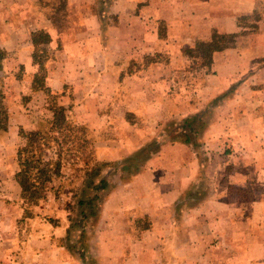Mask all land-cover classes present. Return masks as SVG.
<instances>
[{"label":"crops","instance_id":"obj_1","mask_svg":"<svg viewBox=\"0 0 264 264\" xmlns=\"http://www.w3.org/2000/svg\"><path fill=\"white\" fill-rule=\"evenodd\" d=\"M19 1L0 0V49L12 55L11 59L13 57L20 59L22 55L26 59L27 57L33 58L32 34L42 31L37 29L43 27L46 19L39 16L34 19L33 14L38 12L39 8L41 9V6L36 5V1L32 0L25 6H21ZM152 1L148 0L142 5L138 3L131 5V2L129 4L126 0H113L106 12H102L101 9L93 12L90 16L92 22L89 24L97 30L109 29L111 27L109 25L112 24V21L110 23L103 21L101 15H110L114 19L116 16L117 21L120 20L116 28L112 26L110 29L121 31L122 38L119 39L120 41L109 40L106 43L105 46L109 49L105 51L106 58L103 66L97 63V52L90 47L85 54L80 56L78 67H74V63L73 66H68L71 62L67 64L64 60L67 46H69L68 40L61 37L62 46L55 51L56 65H48V74L44 81L46 92L49 90L54 92V87L63 88L65 83L73 86L71 78L79 74L92 81L88 90L100 77L112 78L115 85L114 83L113 85L108 84V91L113 88L114 92L117 89L119 78L130 76L128 70L116 72L115 66L118 60L127 64L133 58L134 61L139 62L149 54L161 52L163 45L158 34L157 16L149 18L151 13L158 15L160 11L155 3L152 4ZM173 5L176 6L170 9V14L174 16L170 17L173 21L169 34L171 31L174 32L173 37L176 38L174 41L182 48L192 47L196 41H208L214 29L223 33L237 34L233 46L212 55L210 72L204 76V84L198 90L199 94L204 95V100L197 101L200 105H192V102L188 100L191 97H186L183 100L186 110L191 109L190 113L198 109L202 112L214 111L218 114L222 111L224 113L225 104L235 101L237 93L251 94L252 98L246 101H236V104L232 103L235 111L229 110L227 118H231L230 121H225L224 116L222 120L216 117L212 123L206 124L212 130L214 126L217 127L219 131L218 134L215 133L217 144H214L217 148H205L209 141L204 140L205 142L202 141L199 149H191L188 145L191 142L186 141L185 137L186 144L178 142L185 148V152L184 150H170L168 151L170 153L166 154L167 151L160 147L159 150L151 152L138 170L126 175L118 183H111V190L103 204L106 218H104L105 230L96 231L99 237L103 236L106 239V244L105 247H95L99 258L92 262L89 259L84 261L80 256L75 257L70 250L55 241L49 243L47 231L41 230L43 226V222L40 221L41 217L37 216L36 221L26 218V228L30 220L35 228L40 229L37 232L22 231L23 234L19 236L11 226L13 221L22 217L23 212V208H20L18 204L21 199L20 186L15 180V173L18 170L17 149L25 142L22 131L35 130L42 120L34 117L32 102L8 103L6 105L8 112L6 129L0 131V264H241L242 262L244 264H264L262 261L252 262L250 260L252 247L236 249L230 242L227 248L219 247L222 239L239 236L238 232L241 229L247 238H255L258 233L255 222L264 221V192L258 198L242 197L246 191L247 195H251V192L255 190L254 180L260 182L262 191H264V147L260 145L263 142L260 140H264V136L250 128V121L247 120L251 116H248L250 112L239 114L241 109L237 108L239 105H241L240 108H245L250 103L256 108L263 103L262 109H264V86H261V90L256 86H246V88L242 86L247 83L246 80L250 81V77L255 78L257 86L264 84V17L257 21L254 19V16L264 12V0H173ZM177 11H180L181 15L176 14ZM208 14L211 15L207 17ZM243 19H246V22H241ZM130 20H132L131 25L128 23ZM76 40L77 42L82 41L79 38ZM113 45L118 47L110 49ZM124 57L129 58L125 60ZM155 63L159 64V62H154L146 67L142 65L134 75L124 81V84L129 80L135 82L134 91L137 93L133 94L129 91L130 89L121 87L122 92L131 93L123 97L126 102L132 95H135L133 99H137L136 95L142 96L140 99L138 97V101L131 102H136L132 108L136 109L139 115L146 117V115L149 116L150 111H153L152 118L146 117L145 122L143 121L144 124L154 126L148 130L150 135L145 136L144 141L155 138L158 131L155 126L158 122H163L153 118L156 112L171 111L177 103L174 96L182 93L180 90L172 89L171 84L164 90L161 86L163 79L166 76L170 77L172 73L170 71L161 73L159 70L164 68V65L153 67ZM7 65V75H10L13 71L11 67L9 68V60H7ZM0 68L1 82L3 78L1 74L6 72L4 61ZM53 76L62 77L60 79L62 81L59 82L60 87L51 82ZM237 77L240 78V87H233L231 91L223 87L226 79ZM10 82L12 83L9 85H13L14 81ZM40 91L42 94L45 92V90ZM91 91L94 93L93 97H87L89 101L75 100L74 102L75 105H79L78 108H83L84 104L89 106L93 110V115H89V120L96 122L98 106L102 100L96 99L99 97L96 96L97 88L93 87ZM189 91L187 89L184 92ZM15 92L14 90L13 93ZM78 92L84 94L86 91L73 87V95H77ZM2 93H5L7 98L12 97L11 91L10 94L7 91ZM229 95L230 101L226 102V97ZM213 99H217V102L214 103ZM128 107L131 108L130 105ZM181 109L180 111H184V108ZM180 111L177 110V113ZM234 113L235 116H232ZM169 115L164 119L163 116L160 117L163 120H173ZM186 116L184 113L178 119ZM245 116L248 117L243 118ZM223 121H225L224 124ZM234 121V131L228 132L222 138V125L227 126ZM124 122H126L125 119ZM205 135L207 138L206 130L203 131L202 137ZM223 139L231 141L232 150L225 151L223 149L225 145L219 148V143ZM172 143L169 144L170 148ZM253 144L254 148H252ZM239 147L242 148L238 149ZM109 153L112 155L110 151ZM114 154L120 157L119 162H122V167L119 172L122 174V170L127 169L123 166V161H128L133 154L128 152L120 155ZM232 191L235 196L231 194ZM237 192H240V196H236ZM247 208L248 213H245L244 210ZM112 215L113 217L121 216L122 229L112 230L114 226ZM140 217H146L148 221V225L141 228V232L136 231V223L139 222ZM8 224L10 228L3 229V226L7 227ZM26 228L24 226V230ZM164 239H168L169 246L166 244L158 247ZM214 242L219 246L215 247ZM160 250H163L161 256H159ZM99 252L104 256H101ZM17 254L20 259H17ZM151 256L154 262H144Z\"/></svg>","mask_w":264,"mask_h":264},{"label":"rangeland","instance_id":"obj_2","mask_svg":"<svg viewBox=\"0 0 264 264\" xmlns=\"http://www.w3.org/2000/svg\"><path fill=\"white\" fill-rule=\"evenodd\" d=\"M31 1L32 0H20L19 2L21 6H25ZM34 1H36V5L41 6V9L37 7L39 8V10H37L38 12L33 14L34 19H37L36 16L46 19L43 27L37 30H42L43 33L49 35L48 45L45 46V52H39V54L42 55L40 58L43 60V67L45 69L43 84H45L44 81L48 74V65H56L57 58L55 51L62 46L60 44L61 37L62 39L66 38L68 40L67 43L69 46H67V52H65L66 57L64 60L67 64L68 62H71L68 64L70 67L73 66V63L74 67H78L80 56L85 54L89 47L97 52V63L100 66H103L106 58L105 51L106 49H109L105 46L106 43H108L109 40L112 42L115 40L120 41V38H122L120 36L121 31L110 29L112 26L116 28L118 24L117 22L120 21H117L116 16L114 19V17L110 15H101L103 21L106 20L105 22L107 23L112 21V24L109 25L111 26L109 29L102 30L100 28L97 30L96 28H92L89 24L92 22L90 16L93 12H98L99 9H101L102 12H106L108 5H110L113 0ZM147 1L148 0H126L129 4L131 2V5H136V3L142 5L147 3ZM149 1L151 2L152 0ZM154 3L160 13L158 15L151 13L149 18L152 19L157 16L156 22L158 24V34L161 44L163 45L161 52L149 54L139 62L134 61L133 58L127 64H125L124 61L118 60V63L115 66L116 72L120 73L121 71L124 72L128 70L130 73L129 77H131L142 65L146 67L148 64L159 62V64L155 63V65L152 66L156 67L157 65L162 64L164 65V68L159 70L161 73H168L169 71L172 73L170 77H164L163 83L161 82V86L164 90H166L168 85L171 84L172 86L170 87H173L172 89L182 91L179 95L174 96L177 103H175L176 105L171 111H165L166 113L162 111L161 113L156 112L153 116V118H157L158 121L160 119L163 122L160 121L158 122V125L155 126L158 130L155 134V138L146 141H144V137L150 135V133L148 134V130L154 126L152 127V125L148 123L144 124V119H147L146 117L152 118L153 111H150L151 113L149 116L146 115V117H144L139 115V112L136 111V109L132 108V105H135L136 102H131L138 101L142 97L141 95H136L137 99H133L135 95H132V97H130L131 99L128 98L127 102L123 100V97L129 96L131 93L122 92L121 87L124 86L126 89H130L129 91L133 94L137 93L134 91V88H136L135 82L129 80L127 81L128 83L124 84V81L129 77H122V79L119 78L118 83L116 82L117 89L113 92V88L108 91L109 85H113V83L115 85V81L112 80V78L107 79L100 77L95 84L91 85V89L88 90V87L92 82L88 80V77L80 76V74L74 75L71 78L73 86L68 82L69 84L65 83L62 88L59 83L62 81L60 80L62 77L58 76V78H56L53 76L51 82L53 84L56 83L55 85H59L60 88L54 87V92L51 90L44 92V89H39L35 86L37 83L34 84V77L39 73V68L38 64L34 63L33 58L27 57L26 59V57L22 55L20 56V59H14V57L11 59L10 57H12V55H8L0 49V67H2L4 61L6 70V72L1 74L3 78H1L0 82V131L6 129L5 126L8 119L6 105L16 101L19 103L28 101L32 102L34 117L41 118V125L44 121H48L52 118V111L57 106L64 107V114L66 115V123L63 133L67 136H64L66 142H64L63 149L60 152L59 173L58 175L54 173L51 174V180L47 184V190L43 199L32 203H28L22 198L19 199L18 204H20V208H23L22 217H18L11 225L17 235H22V231L26 232L27 230H33V232H37L40 230L38 227L35 228L30 220H28L27 228L25 225L26 218L36 221V217L38 216L41 217L40 221L43 222L41 230L47 231L48 233L49 243L55 241L56 243L61 244L65 249L70 250L75 257H83L84 261H88V259L90 262L96 261L99 258V255L97 256L95 247H105L106 244V239H104L103 236L99 237L96 231L105 230L106 221L104 220L105 211L103 204L106 196L111 190V183H118L123 180L126 175H130L138 170L140 165H142L151 155V152L159 150L160 147L167 151L166 154L170 153L168 152L170 150H184L185 152V148L181 145L186 144L184 142L185 137L187 138L185 139L186 141L191 142L188 144L191 149H199L200 145H202V141L205 142L204 140L209 141L208 145H205V148H217L214 144L217 139L215 133L218 134L219 131L216 129L217 127L215 128L214 126L212 130L211 127L206 126V124L212 123L216 117H219L222 120L225 116V121H230L231 118H227V114L230 113L229 110L235 111L232 103L236 104V101H246L247 99L252 98L251 94L237 93V99H234L235 101L225 104L224 113L222 111H219L218 114L214 113V111L202 112L200 109H198L199 111L197 110L190 113L189 111L191 109L186 110L183 104V100H185L186 97H191L188 98V100L192 102V105H200L197 101L204 100V95L199 94L198 90L200 86L204 84L203 78L207 72H210L211 65H204L205 63L202 62L200 55L196 53L190 54L187 50L194 49L195 45L199 42L209 43L212 47H216V50L212 52L213 55L215 52H220L224 48L233 46L237 34L223 33L214 29L211 33V38L208 41H196L194 46L182 48L175 43L174 39L176 38L173 37L175 36L174 32L171 31V34H169L173 21H171L170 17L174 16L173 14H170V9L176 6L173 5V0H161V2L160 0L152 1V4ZM176 14L181 15L180 11H177ZM210 15L211 14H208L207 17ZM261 17H264V12H261L258 16H254V19L257 21ZM241 22H246V19H243ZM128 23L131 25L132 20ZM243 32L245 33L248 31ZM78 38L82 41L77 42L76 39ZM94 40L95 42H93ZM84 41L85 43H83ZM117 47L118 46L113 45L110 46V49H115ZM69 48L70 50H68ZM124 58L126 60L129 57ZM7 60H9V68L11 67L13 71L10 75H7ZM53 69L56 70V68ZM69 73L71 74V72ZM249 79L250 81L246 80L247 83L242 85L244 88H246V86H256L261 90V86H264L262 83L257 86V81L255 83L254 77H250ZM11 80L14 81L13 85H9V83H12L10 82ZM239 80V77L230 78L229 80L226 79L223 87L231 91L233 87H240ZM73 87L77 90H85L86 92L84 94L78 92L77 95L74 96L72 93ZM93 87L98 90L96 96L99 97L96 99L98 100L99 98V100L101 99L102 101L99 104L100 106L97 104L99 107L97 111V121L92 122L91 120L92 124H90L89 115H93V110L90 109L89 106L88 108L85 104L83 108H78L79 105H75L74 101H89L87 97H93L94 92L91 91ZM184 89L190 91L187 93L184 92ZM14 90L16 91L15 93H13ZM40 90H43L44 93L42 94ZM3 91H7L8 93L11 91L12 97L7 98L5 96L6 94L2 93ZM120 98H122L121 101H119ZM226 98V102L230 101V95ZM213 102L216 103L217 99H213ZM128 105H130L131 108L128 107ZM262 105L263 103L254 108V105L250 103L249 106H245V108H240L241 105L237 108L241 109L239 110V114L246 111L250 112L248 116H251L249 119L247 118V120L250 121V128L253 131H257L259 135L264 136V109H262ZM181 108H184V111H180L182 110ZM177 110L180 112L177 113ZM184 113H186L187 116L178 119V117H181ZM168 114H170L169 117H172L173 120H163ZM160 116H163V119H161ZM232 116H235V113ZM174 117L176 118L174 119ZM105 119L107 121H104ZM124 119L129 124L124 122ZM225 121H223V124ZM234 125L235 121L227 126L222 125V138H224L228 132L231 133L234 131ZM205 130L208 135L207 138H205L206 135L202 137V133ZM243 134H245V132H243ZM260 141H263L260 145L264 147V140ZM170 143H172L171 148L169 145ZM222 147L225 151H230L232 150L233 145H231V141L228 142L223 139L219 143V148ZM240 148L242 147H239L238 149ZM252 148H254V144ZM58 150L60 151L59 147L55 143H52L51 147L44 151V160L55 161L58 156ZM127 152L132 153L133 155L128 161H123V166L127 169H123L121 174L119 171L122 167V162H119L120 157L118 158L114 153L120 155ZM209 160L211 159L209 158ZM254 183L253 188L255 190L251 192V195H247L246 191L243 193L244 195H242L243 198L261 197V194L264 191H262V187L259 184L260 182L254 180ZM231 194L235 196L234 191H232ZM238 195L240 196V192L236 193V196ZM244 212L248 213V208L244 210ZM112 218V224L114 225L112 230L122 229V221L120 220L121 216L113 217L112 215ZM138 221L139 222L136 223V231H140L141 228L148 225L146 217H140ZM108 222L110 223V221ZM251 225L253 227V224ZM255 225H257L258 228L256 229L258 233L255 238H247V236L243 235L244 231L241 229L240 231L237 230V232L239 231V236L231 239H222L219 244L220 246L215 242L213 245H215V247L219 246L227 248V244L230 242L236 249L252 247L249 256L250 260L252 262H264V221H256ZM24 226L26 230H24ZM9 228V224L7 227L5 225L3 226V229ZM108 229L110 230L111 228L109 227ZM169 243L168 239H164L161 244H158V247L165 246L166 244L169 246ZM257 249L259 251H257ZM161 255H163V250H160L159 256ZM17 256V259H20L18 254ZM101 256L104 255L102 254ZM152 257L153 256L149 259L146 258L144 262H154ZM156 261H158V259H156ZM241 264L244 263L242 262Z\"/></svg>","mask_w":264,"mask_h":264},{"label":"trees","instance_id":"obj_3","mask_svg":"<svg viewBox=\"0 0 264 264\" xmlns=\"http://www.w3.org/2000/svg\"><path fill=\"white\" fill-rule=\"evenodd\" d=\"M49 35L42 31L35 32L32 36L34 45L33 61L38 64L39 73L35 75L34 84L39 89H47L44 87L43 79L45 77V69L43 67L42 55L39 52H45V46L48 45ZM40 50V51H39ZM216 47H212L209 43L199 42L194 49H188L190 54H198L204 65H210L212 61V52ZM34 86V87H35ZM52 118L35 128L32 131H22V136L25 138L24 144L17 149V165L18 170L15 173V180L20 186V198L28 203L39 201L45 197L47 184L51 180V174L59 173L60 169V152L63 149L64 136H67L64 131L66 123V115L64 108L57 106L53 109ZM52 143L56 144L58 156L55 161L44 160V151L51 147Z\"/></svg>","mask_w":264,"mask_h":264}]
</instances>
